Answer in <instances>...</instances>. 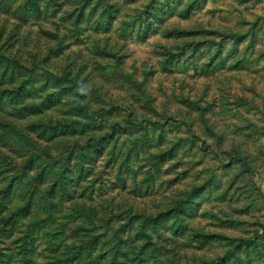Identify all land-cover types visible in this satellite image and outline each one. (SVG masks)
Segmentation results:
<instances>
[{
  "label": "rangeland",
  "instance_id": "374dc122",
  "mask_svg": "<svg viewBox=\"0 0 264 264\" xmlns=\"http://www.w3.org/2000/svg\"><path fill=\"white\" fill-rule=\"evenodd\" d=\"M0 264H264V0H0Z\"/></svg>",
  "mask_w": 264,
  "mask_h": 264
}]
</instances>
